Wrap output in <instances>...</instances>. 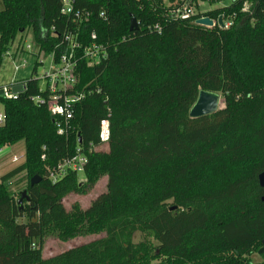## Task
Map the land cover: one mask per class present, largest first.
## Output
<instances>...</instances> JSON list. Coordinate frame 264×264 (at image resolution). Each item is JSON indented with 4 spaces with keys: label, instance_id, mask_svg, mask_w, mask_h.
<instances>
[{
    "label": "trees",
    "instance_id": "trees-1",
    "mask_svg": "<svg viewBox=\"0 0 264 264\" xmlns=\"http://www.w3.org/2000/svg\"><path fill=\"white\" fill-rule=\"evenodd\" d=\"M175 1L74 0L89 15L78 24L60 15L61 0H0V66L27 31L45 56L67 31L81 46L94 33L106 51L93 66L75 52L72 92L83 98L62 135L46 104L32 101L45 98L35 79L13 99L0 95V149L24 145L23 163L0 176V264H254L264 249V0L202 12L198 1L226 0H189V19L171 16ZM199 17L216 24L196 25ZM219 17L230 26L219 28ZM199 91L219 94L222 106L191 119ZM77 151L87 157L83 173L51 183L46 169ZM21 174L26 183L15 193L10 182ZM102 176L106 191L88 208L65 210L64 198L85 194ZM138 232L150 240L134 243ZM48 234L103 236L43 259Z\"/></svg>",
    "mask_w": 264,
    "mask_h": 264
},
{
    "label": "built area",
    "instance_id": "built-area-1",
    "mask_svg": "<svg viewBox=\"0 0 264 264\" xmlns=\"http://www.w3.org/2000/svg\"><path fill=\"white\" fill-rule=\"evenodd\" d=\"M173 5L172 10L170 11L173 18L189 19L196 13L194 6L189 4V0H176ZM197 5L199 4L197 3ZM246 9L247 6L244 5L242 10L245 11ZM60 15L70 17L72 22H77L78 24L82 21H86L89 16L88 13H82L74 8V0H61ZM99 17L105 19L104 13H101ZM215 24L216 23H214V25ZM229 26V22L223 23V28H228ZM49 35L50 37L56 36L55 29L53 27L50 29ZM20 38V36L16 38L17 42L15 46L11 51L7 50L5 54H3L2 58L4 56L8 58L12 65L13 73L16 74L18 71L29 66L27 59L30 56L34 58L31 65L32 67H35L36 70L37 67L42 64L41 60L49 57L50 65L48 67V72L38 75L36 70L33 73L31 71L27 78L31 77L39 82L40 90L44 91L45 98L36 96L32 98V101L39 104H46V108L50 115L57 118V133L62 135L65 133V128L68 126L69 121L73 117V107L83 98L82 93L72 92L76 83V76L74 74L76 64L75 52L77 50L80 51L81 57L87 62V65L93 66L106 58L105 47L102 43L97 41L94 33H91L90 41L86 45L81 46L74 34L67 31L63 36V41L56 44L53 47V51L45 56L39 51V47L35 45L34 42L28 44L25 40H21ZM12 44L10 46H12ZM64 46L65 51L60 54L57 60H55L54 51L61 49ZM26 79L19 81L22 86L21 91H24L26 87ZM15 83L16 81L13 78L6 86H2L0 88V95L7 99L15 98L18 92L14 93L11 90ZM2 120L3 117L2 114H0V124L2 123ZM98 138L100 149L106 147L109 139V123L106 118L102 119L99 123ZM92 149L94 148L90 146L88 152ZM2 150L3 148L0 149V154L2 153ZM15 160L16 157H13L12 161ZM86 163L87 157L85 153L77 151L71 157L61 160L54 167L47 168L46 177L51 183H56L64 178L68 173L81 175Z\"/></svg>",
    "mask_w": 264,
    "mask_h": 264
},
{
    "label": "rangeland",
    "instance_id": "rangeland-1",
    "mask_svg": "<svg viewBox=\"0 0 264 264\" xmlns=\"http://www.w3.org/2000/svg\"><path fill=\"white\" fill-rule=\"evenodd\" d=\"M229 0L222 1L221 3H214L212 5L198 1V10L199 11H206L210 9H214L220 6H223L225 4H228ZM1 7V4H0ZM21 40H25L26 43L31 44L33 42V35L30 32H26L22 36H20ZM17 42V39L14 41L12 46L9 47V51L12 50V48L15 46ZM34 61V58L30 56L27 59V63L29 66L25 67L24 69L18 71L16 74L13 73L12 65L8 58L6 56L3 57L1 66H0V88L2 86H6L11 79L14 78L16 81L15 85L12 86L11 90L14 93L20 92L22 90V86L20 85L19 81H22L23 79H26L31 71H32V63ZM42 64L37 67V74L41 75L45 72H48V67L50 65V59L49 57L43 58L41 60ZM221 99H220V105L221 107ZM1 114V109H0ZM106 147H103L101 150L104 151ZM0 154V176L4 175L5 173L11 171L15 167L19 166L24 161V145L22 142H19L11 147L3 148ZM16 157L15 161H12V158ZM79 181H83V177H79ZM26 180L23 174L19 175L15 179H13L10 182V189L17 193L25 186ZM106 191V177L102 176L100 177L97 182L95 183L94 187L91 188L89 191H87L85 194H70L66 198L62 200V205L65 208L66 211L70 210V207L77 203L82 209H86L89 207L90 203L100 194L104 193ZM103 235L98 236H84V237H76L73 239L68 240H61L55 235L48 234L46 238L44 239L43 243V249H42V258L48 259L52 256L58 255L60 253H63L73 247L83 245L86 243H89L91 241H94L98 238H100ZM149 238L141 232H138L133 237V242L138 243L141 241H149ZM152 247L156 246L155 242H151ZM252 261L254 264H258L260 262V258L258 255L252 256Z\"/></svg>",
    "mask_w": 264,
    "mask_h": 264
},
{
    "label": "water",
    "instance_id": "water-1",
    "mask_svg": "<svg viewBox=\"0 0 264 264\" xmlns=\"http://www.w3.org/2000/svg\"><path fill=\"white\" fill-rule=\"evenodd\" d=\"M194 23L196 25L207 27V28H211L214 26L213 21L207 17L198 18L195 20ZM217 25L219 28H223L221 17L217 19ZM136 29H137V23L135 19L130 18L128 30L132 32ZM219 105H220V95L219 94L207 92V91H199L194 104L191 106L188 112V116L191 119H197V118L212 115L219 109ZM38 181L39 179L34 177L30 180L29 184L30 186H32L36 184ZM258 185L261 188H264V172L258 176ZM23 200H26L25 191L21 192V195L17 201V204L21 206ZM261 200L264 201V197H262ZM171 209H174V207H172ZM262 253H264V249L258 251L257 255H260Z\"/></svg>",
    "mask_w": 264,
    "mask_h": 264
}]
</instances>
